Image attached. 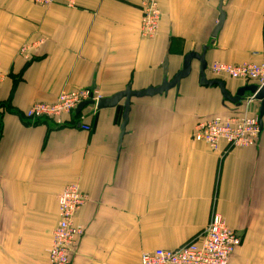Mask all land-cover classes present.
<instances>
[{
	"label": "crops",
	"instance_id": "0c3cea01",
	"mask_svg": "<svg viewBox=\"0 0 264 264\" xmlns=\"http://www.w3.org/2000/svg\"><path fill=\"white\" fill-rule=\"evenodd\" d=\"M157 1L159 31L147 39L141 0H0V264H50L58 197L75 183L89 202L70 264H140L143 253L199 240L214 212L242 237L229 264H264V116L255 147L195 142L199 122L244 110L200 85L197 60L179 87L132 99L124 134V100L84 109L89 132L70 116L63 125L26 117L63 91L159 87L166 59L171 80L205 47L209 79L215 63L262 61L264 0ZM221 80L232 95L251 85Z\"/></svg>",
	"mask_w": 264,
	"mask_h": 264
},
{
	"label": "built area",
	"instance_id": "2783aa9c",
	"mask_svg": "<svg viewBox=\"0 0 264 264\" xmlns=\"http://www.w3.org/2000/svg\"><path fill=\"white\" fill-rule=\"evenodd\" d=\"M35 4L50 7L55 0H32ZM142 36L153 39L160 26L162 13L157 0H141ZM212 75L217 79L229 78L241 80L258 88L264 86V57L261 62H245L240 65L215 63L211 66ZM5 76L1 71L0 82ZM102 97L97 91L80 89L63 91L54 103H36L27 112L29 120L50 119L58 125L64 124V117H74L78 106L86 101L97 103ZM254 95L242 100L244 108L241 114L217 116L199 122L193 133V140L207 145L217 151L222 142L227 150L248 148L258 145L262 129L259 114H252L251 106L255 103ZM92 112L98 111L96 104L87 106ZM85 107V109L87 108ZM77 116V115H76ZM86 115L81 112L75 120L83 130L89 132L91 127L85 124ZM89 202V196L82 192L79 184H71L64 188L58 197L59 222L53 231V241L48 250L50 264H70L78 240L84 233L76 224L78 211ZM242 243V237L230 229L225 219L217 212L211 215L209 224L199 240L190 241L174 250H155L143 253L140 264H229L232 256Z\"/></svg>",
	"mask_w": 264,
	"mask_h": 264
},
{
	"label": "water",
	"instance_id": "95a60500",
	"mask_svg": "<svg viewBox=\"0 0 264 264\" xmlns=\"http://www.w3.org/2000/svg\"><path fill=\"white\" fill-rule=\"evenodd\" d=\"M225 21V14L223 11H220V18L218 24L213 31L212 37L216 38L219 31L221 30L223 23ZM207 51V47L203 49V53L201 55L196 53H190L186 56L183 64V69L177 73V75L168 80V62L167 59L165 60L163 69L164 75L162 84L156 88H148L143 91H133L131 86L127 87V89L123 92H119L111 97L101 98L97 103L94 101H86L81 103L75 111L76 115H80L81 112L87 106H93L96 104L98 110L103 109H111L115 108L124 100V113H123V124L121 126L122 134L125 133L126 126L129 121V113L131 110V102L132 99L138 98H147V97H154L157 95H163L168 93L171 89L179 87L181 81L187 78L191 74L192 70V62L193 60H197L200 63V85L203 87H218L224 97V99L232 104L241 105L242 100L248 95H254L255 100L260 102V109H259V124L261 129L263 128V116H264V86L258 88L256 85H247L240 88L235 95H232L226 88V84L224 81L220 79H209L206 74L207 70V63L205 61V53ZM93 90V89H91Z\"/></svg>",
	"mask_w": 264,
	"mask_h": 264
},
{
	"label": "trees",
	"instance_id": "16d2710c",
	"mask_svg": "<svg viewBox=\"0 0 264 264\" xmlns=\"http://www.w3.org/2000/svg\"><path fill=\"white\" fill-rule=\"evenodd\" d=\"M78 117H79V115H77V116L75 115V116L73 117V119L76 120Z\"/></svg>",
	"mask_w": 264,
	"mask_h": 264
},
{
	"label": "bare ground",
	"instance_id": "6f19581e",
	"mask_svg": "<svg viewBox=\"0 0 264 264\" xmlns=\"http://www.w3.org/2000/svg\"><path fill=\"white\" fill-rule=\"evenodd\" d=\"M254 99H255V97H254Z\"/></svg>",
	"mask_w": 264,
	"mask_h": 264
}]
</instances>
